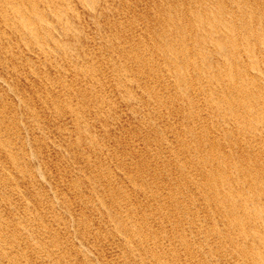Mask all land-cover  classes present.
I'll return each mask as SVG.
<instances>
[{"label":"bare ground","instance_id":"bare-ground-1","mask_svg":"<svg viewBox=\"0 0 264 264\" xmlns=\"http://www.w3.org/2000/svg\"><path fill=\"white\" fill-rule=\"evenodd\" d=\"M139 2L0 0V264H264V0Z\"/></svg>","mask_w":264,"mask_h":264},{"label":"rangeland","instance_id":"rangeland-1","mask_svg":"<svg viewBox=\"0 0 264 264\" xmlns=\"http://www.w3.org/2000/svg\"><path fill=\"white\" fill-rule=\"evenodd\" d=\"M138 1H139V0H138ZM143 1H145V0H142V1L140 0V2H139V4H140V5H139V8H141V5H143V4H142ZM151 1H152V3H154V0H151ZM147 4H148V7H149V6H152V4H150V3H147ZM145 6H146V5H145ZM143 7H144V6H142L141 9H143ZM129 124H130V123H129ZM129 124H128V125H129ZM132 125H133V126H132ZM130 126H132V128H130ZM130 126H127V131H128V129L130 128V129H129L130 133H131V132L134 133L135 131L137 132V130L135 129V127H136V124H135V123H134V124L131 123ZM134 126H135V127H134ZM133 130H134V131H133ZM129 131H128V132H129ZM136 159H137V158H136ZM59 160H60V158H59L58 156H55V157L53 156V157L51 158V165L53 166V165L55 164V166H54V167H55V170H56V164L59 162ZM53 162H54V163H53ZM52 163H53V164H52ZM52 166H51V167H52Z\"/></svg>","mask_w":264,"mask_h":264}]
</instances>
